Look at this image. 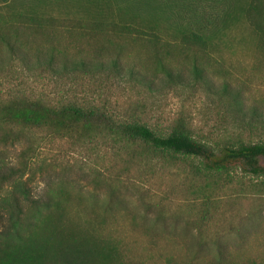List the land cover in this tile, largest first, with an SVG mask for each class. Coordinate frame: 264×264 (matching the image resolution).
<instances>
[{
    "label": "trees",
    "instance_id": "1",
    "mask_svg": "<svg viewBox=\"0 0 264 264\" xmlns=\"http://www.w3.org/2000/svg\"><path fill=\"white\" fill-rule=\"evenodd\" d=\"M11 1L0 0V7L14 9L19 6L22 9L14 15L29 20L43 17L33 4H7ZM109 2L78 5L83 12L82 20L89 23L90 29L100 30L110 38L132 35L150 44L170 39L182 46L216 50L227 45L222 36L242 24L254 34L255 49L264 58V0ZM54 5L59 9L66 4ZM56 12L58 14V10ZM59 17L47 13L43 18L57 22ZM0 39L16 53L8 37L0 34ZM109 41L111 45L114 42ZM101 51L95 50L94 65L83 58L70 64L67 57H57L53 52L41 64H45L47 72L68 80L107 72L122 76L119 57L106 63L103 56L97 55ZM1 93L0 128L5 137L47 133L75 147L86 143L98 145L99 140L109 139L115 144L112 148L115 156L123 163L118 166L115 160L111 164L110 168L118 166L122 174L117 172L109 178L113 193L107 201L87 206L89 209L84 212L88 215L91 212V215L84 224L73 220L69 214L67 206L72 203L71 196L58 191L41 197L32 195L29 178H25L28 174L25 161L20 167L5 169L0 166V264H160L161 260L165 264H260L243 250L232 251L223 241L225 235L239 230L232 221V216L240 215L234 201L264 199L263 179L250 180L245 185L234 182L231 172L233 167L239 166L254 177H264L261 164L264 160V105L252 104L247 113L248 108L243 106V88L234 90L230 82L222 83L218 97L224 99L227 115L234 114L235 130L217 141L196 137L182 118L164 132L140 119L134 110L129 113L125 108L117 114L105 100L95 101L77 91L54 96ZM131 159L144 166L154 162L166 167L185 166L193 177V181L189 177V184L185 183V192L167 193L163 202L155 203L157 216L151 223L146 222L150 225L142 226L140 232L149 243L148 254L142 258L135 256V252L108 228L107 213L112 212L116 204V183L113 182L131 180L128 165ZM153 195L154 198L156 193ZM231 198L235 199L229 202ZM166 212L182 220L184 228L193 232L192 243L170 232L164 218ZM113 223L112 219L111 225ZM158 226L162 231L155 230ZM161 240L172 248L179 247L183 254L176 258L156 252L151 261L152 252Z\"/></svg>",
    "mask_w": 264,
    "mask_h": 264
},
{
    "label": "rangeland",
    "instance_id": "2",
    "mask_svg": "<svg viewBox=\"0 0 264 264\" xmlns=\"http://www.w3.org/2000/svg\"><path fill=\"white\" fill-rule=\"evenodd\" d=\"M14 1L7 4H33L43 17L47 13L60 17L57 22L43 17L29 20L14 15L22 9L19 6L14 9L0 7V34L8 37L17 49L15 54L12 53L0 39L1 94L11 91L54 96L77 91L95 101L105 100L117 114L125 108L129 113L134 110L140 119L164 132L182 118L196 137L211 141L235 130L234 114L227 115L224 99L218 97L223 82H230L234 90L243 88V106L248 108L247 113L252 104L264 105V58L256 51L255 36L246 25L234 26L222 36L227 42L226 47L201 50L176 44L170 39L150 44L146 39L132 35L117 39L100 30H91L89 23L82 20L83 12L78 4H110L109 0ZM54 4L66 5L56 9ZM109 40L114 41L112 45ZM97 49L102 50L97 55L103 56L106 63L119 57L122 76L107 72L68 80L47 72L45 64H41L53 52L57 57H67L70 64L83 58L94 65ZM113 147L115 144L109 139L99 140L98 145L86 143L75 147L67 140L53 138L47 133L5 137L0 128V166L5 169L20 167L25 161L28 165L25 178H29L32 195L41 197L58 191L71 196L72 203L67 209L72 219L81 224L91 215V212L89 215L84 212L88 211L87 206L93 202L102 204L113 193L109 178L117 172L122 174L118 166L123 162L115 156ZM115 160L118 166L110 168ZM129 163L131 180L113 182L116 183V204L112 212L107 213L108 228L135 252V256L142 258L148 254L149 243L140 232L142 226L150 225L157 216L158 205L155 203L163 202L167 193L185 192V183L189 184L193 177L185 166L166 167L156 162L144 166L135 159ZM261 164L264 166L263 159ZM231 172L234 182L245 185L250 180H264L263 176L254 177L239 166L233 167ZM234 203L240 215L232 216V221L239 230L225 235L223 241L232 251L243 250L264 264V199H237ZM164 218L171 233L192 243L193 232L184 228L182 220L172 218L168 212L164 213ZM155 230L162 231L161 226ZM156 252L172 254L176 258L183 254L179 247L172 248L163 240L156 245L151 261ZM160 264L165 263L161 260Z\"/></svg>",
    "mask_w": 264,
    "mask_h": 264
}]
</instances>
